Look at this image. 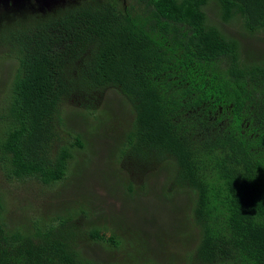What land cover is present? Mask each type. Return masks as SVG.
Wrapping results in <instances>:
<instances>
[{
	"label": "trees",
	"instance_id": "16d2710c",
	"mask_svg": "<svg viewBox=\"0 0 264 264\" xmlns=\"http://www.w3.org/2000/svg\"><path fill=\"white\" fill-rule=\"evenodd\" d=\"M63 1L5 8L0 23V59L12 65L0 82V167L21 199L9 214L0 190V264H120L93 245L127 248L125 237L132 264L173 257L175 237L182 264H264V49L247 43L264 36V0ZM69 108L88 130L67 127ZM107 133L131 205L151 184L138 179L163 177L158 199L177 203L165 230L163 214L138 216L146 208L126 219L61 199ZM45 193L58 204L33 207Z\"/></svg>",
	"mask_w": 264,
	"mask_h": 264
},
{
	"label": "rangeland",
	"instance_id": "374dc122",
	"mask_svg": "<svg viewBox=\"0 0 264 264\" xmlns=\"http://www.w3.org/2000/svg\"><path fill=\"white\" fill-rule=\"evenodd\" d=\"M59 3H64V1L57 0V4ZM51 4L52 3L50 2L49 4H47V6H42V7L40 6V8L39 6L36 7L34 4V6L30 7L29 9L37 10V8L39 9L42 8V10H45V9L50 10V8L52 7ZM208 16L214 23H220L218 19V12H217L216 7L214 6L209 7ZM225 28L227 29L228 26H225ZM233 31L236 33V30H233ZM262 33L263 32L257 34L256 36L250 38L247 41L248 45H250L251 48L255 46L256 48L260 47V49H264V40L263 41L260 40L261 37H264ZM3 60L0 59V82H3V78H4V82H8L9 81L8 77L11 74L10 67L12 65L11 63L7 62L5 59ZM105 103L106 104L102 106V109L103 110L105 109V111L109 112L112 108H108V106H110L111 104L110 102H105ZM66 112H67V127L68 128H72L76 132H80V133H83L86 130H88L87 123L80 116L79 114L80 112H77V109L69 108V109H66ZM109 139H110V135L107 133L104 137H102L99 140L98 146L101 150L100 153L98 152V150L95 151L96 152L95 156L92 158V161L87 166V169L81 173L82 175L76 184L79 187L77 191L82 190V192H84L85 194L94 195V196L89 199H83L79 193L75 194L77 191H72L69 194L68 192H70V190H68L67 193L69 196H65V197L63 196L61 197V199L65 202H69V205H80L84 203L93 204L90 207V211L92 212L95 210V208L98 209V207L100 206L101 208L105 210L106 215L123 214L127 216L126 219H128L129 216L134 217L133 219H137L135 217H137L138 212H140L143 208H146V212H141L140 214H138V216H140V218L144 217L145 219L153 218L151 216L152 211L158 212L159 215L163 214L159 218V221L157 223V228H160V230H165L164 226L166 224L164 220H166L169 213L176 211L177 203L175 201L172 204L170 200L158 199L159 196L157 194H163V196H167L168 194V187L163 177L161 176V180H162L161 182H153L155 180L153 177L150 178L149 182H147L145 178L138 179V182L140 184L151 182L152 186L150 184V186H147V189L142 190L138 194L140 201L135 205H131L130 202L132 201V197L130 195H127L122 187L123 183H125L127 180V176L129 172L124 168V165L121 166V164H119L116 159H114L112 162L109 161L108 146L111 143ZM100 146L103 147V149L105 148L106 150L104 151L103 149H101ZM78 156H79L78 159L81 160L83 154H79ZM99 170H102L103 173L99 174ZM155 173L156 175L160 174L158 172H155ZM3 174H4L3 170L0 167V190L2 191L3 194H5V202L7 203L8 210L10 212L9 214H11V212L14 213L15 209L21 205V199H19V197L17 198L15 195L17 194L18 188L15 186L11 187L9 184H7V182L5 181V178L3 177ZM98 176H102V177L100 178ZM21 186L31 187L37 190L38 192L40 191V187H38L40 186V184L38 183L36 184L32 183L28 185L27 183L22 182ZM141 186H144V185H141ZM149 187L150 188L156 187L157 193L156 194L155 193L153 194L150 192L148 193L147 190L149 189ZM57 190L59 191V188H56L55 191ZM15 197H16V200H18L17 201L18 203L15 202ZM44 198L48 202L44 205H43L42 199L33 198L32 199L33 207H37V206L45 207L49 203L58 204V200L53 198L48 193H45ZM182 200L183 199L179 200L178 202L180 205L183 202ZM29 211H31V209H29ZM19 215L21 216V211H19ZM28 215L29 213H26V215H22L20 218L24 216L25 220H27L29 218ZM85 220L86 219L84 217V221ZM124 222H127V220H125ZM139 238H141V232H140ZM166 241L169 242L170 245L174 247L172 249L173 257L168 256L165 258L164 257L161 258L162 255L159 254L160 255L159 256L160 261H158L159 264H182L179 257H180V254L182 255V251H184V247L182 249L181 247L182 242L180 238L177 239L175 237L172 239H168ZM124 243H125V247L127 248L130 247V244L128 240L126 239V237L124 238ZM93 246L96 247L97 251L95 253H98L96 255L97 258H103V259L105 258L108 260H112V262L114 263H120V264H125L126 262L132 264L136 261V260H133V256L131 255V253H129V255L127 254V248L121 247L119 249H105V246L103 243H98ZM142 261H144V259Z\"/></svg>",
	"mask_w": 264,
	"mask_h": 264
},
{
	"label": "flooded vegetation",
	"instance_id": "af4514ba",
	"mask_svg": "<svg viewBox=\"0 0 264 264\" xmlns=\"http://www.w3.org/2000/svg\"><path fill=\"white\" fill-rule=\"evenodd\" d=\"M52 3L51 4V8L50 10H54L56 7H59L60 5H62V3H59L57 4V0H0V23H1V20L2 17H3V13H4V10L5 8H11V7H16L17 9L19 8L20 10L21 9H28L32 6H37L40 4V6H47V4L49 3ZM49 10V9H48Z\"/></svg>",
	"mask_w": 264,
	"mask_h": 264
}]
</instances>
